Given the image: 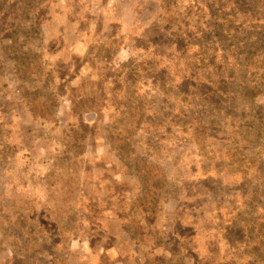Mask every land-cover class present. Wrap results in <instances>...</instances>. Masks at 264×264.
<instances>
[{
    "label": "rangeland",
    "instance_id": "rangeland-1",
    "mask_svg": "<svg viewBox=\"0 0 264 264\" xmlns=\"http://www.w3.org/2000/svg\"><path fill=\"white\" fill-rule=\"evenodd\" d=\"M0 264H264V0H0Z\"/></svg>",
    "mask_w": 264,
    "mask_h": 264
}]
</instances>
